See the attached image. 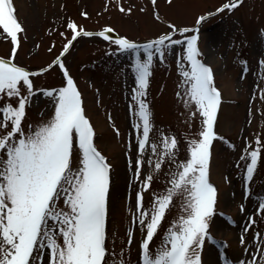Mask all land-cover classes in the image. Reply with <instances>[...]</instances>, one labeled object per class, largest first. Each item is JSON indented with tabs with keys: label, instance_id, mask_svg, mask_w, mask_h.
<instances>
[{
	"label": "snow or ice",
	"instance_id": "obj_1",
	"mask_svg": "<svg viewBox=\"0 0 264 264\" xmlns=\"http://www.w3.org/2000/svg\"><path fill=\"white\" fill-rule=\"evenodd\" d=\"M152 2L155 4V0ZM241 3L242 0H227L215 12L225 8L231 11ZM121 8L123 10L122 5ZM211 14L201 15L191 27H178L167 21L170 31L143 42L125 35L108 36V31H115L111 26H105L98 33L113 41L117 52L134 57L130 69L135 76V87L130 107L134 108L136 116L134 127L140 155L134 160L129 158V165L136 179L142 180L136 193L138 212L133 215V221L143 233L134 264H202L206 238L215 239L208 231L217 200V188L209 179V164L211 145L218 136L215 121L221 94L214 85L210 65L200 59L198 47L200 22ZM155 15L160 18L158 12ZM0 25L13 45L10 56H0V264H133L130 256L127 260L123 258L124 248L118 254L107 246L112 165L94 143L95 130L85 114L81 92L62 59L77 36L93 33L83 28L77 30L75 21L69 20L72 35L61 53L46 67L33 71L15 61L23 26L15 15L12 0H0ZM173 54L187 97L185 106L194 105L201 116L198 136L188 140L184 159L178 158L175 134L161 131L159 146L155 140L150 142L152 113L143 98L147 95L155 62L167 63V57ZM242 64L246 72L247 61ZM56 65L66 82L58 87H36L32 77ZM260 65L264 67V57ZM37 93L52 98L54 111L45 120L26 122V109ZM260 95L264 97V90ZM196 114V111L191 112L193 116ZM229 146L235 148L231 142ZM149 149L153 156L146 159L143 153ZM260 155V137L257 136L256 147L250 151L246 147L241 156V160L248 161L246 195L250 193V182ZM166 161L173 170L168 173L166 186L153 193L146 208L144 191L151 188L154 174L162 171ZM145 164L152 167L142 177ZM177 198L181 212L153 249L154 235ZM240 207L243 211L244 205ZM258 208L264 213V201H258ZM254 223L253 217L244 231ZM127 232V244L131 245L133 229ZM260 239L257 232L255 249L246 261L233 260L219 250L222 264H264ZM244 242L242 232L241 243ZM245 252H249L248 247ZM117 256L120 259L117 260Z\"/></svg>",
	"mask_w": 264,
	"mask_h": 264
},
{
	"label": "rangeland",
	"instance_id": "obj_2",
	"mask_svg": "<svg viewBox=\"0 0 264 264\" xmlns=\"http://www.w3.org/2000/svg\"><path fill=\"white\" fill-rule=\"evenodd\" d=\"M226 2L155 0L153 4L152 0H12L15 15L23 26L15 61L30 70L46 67L61 53L72 35L69 20L75 21L77 30L83 28L94 33L77 36L62 59L81 92L85 114L95 130L94 143L112 165L107 246L118 254L124 248L123 258L127 260L130 256L133 264L138 258L143 237L138 223L133 221V215L138 212L136 193L142 180L136 179L129 165V158L134 160L140 155L134 127L136 116L134 108L130 107L135 87V76L130 69L134 57L117 52L113 41L95 33L111 26L115 31H108V36L125 35L143 42L170 31L167 21L178 27H191L198 17L207 13L212 14L200 22L198 47L200 59L212 69L221 103L215 121L218 136L211 145L209 164V179L217 186V200L208 231L215 239L206 238L201 253L202 264H222L219 250L233 260L250 259L257 243L254 240L257 232L261 236L259 243L264 248V213L258 208V201H264V97L260 95L264 90V67L260 65L264 57V0H242L231 11L225 8L216 13L215 9ZM84 12L88 15H83ZM157 12L159 19L155 15ZM12 46L0 25V56H10ZM242 61H247L246 72ZM32 79L38 88L58 87L66 82L58 65L34 75ZM177 92L181 95L178 96ZM143 98L152 113L150 142L155 140L159 146L161 131L175 134L179 144L178 158L184 159L188 140L198 136L201 116L194 105L185 106L187 97L175 54L167 57V63L155 62L147 95ZM53 111L52 98L37 93L26 109V122L45 120ZM192 111L197 114L191 115ZM257 136L260 137L261 155L250 182V193L246 195L248 161L241 160V156L246 147L249 151L256 147ZM229 142L235 148L230 147ZM143 155L147 159L153 153L149 149ZM151 167L144 165L142 177ZM171 170L173 167L166 161L162 171L154 174L151 188L144 191L146 208L153 193L166 186ZM179 203L177 198L166 211L151 242L153 249L170 222L180 214ZM241 204L244 205L243 211ZM253 217L255 223L245 232V226ZM129 228L133 229L131 245L127 244ZM246 247L249 252H245ZM115 258L120 259L119 256Z\"/></svg>",
	"mask_w": 264,
	"mask_h": 264
}]
</instances>
